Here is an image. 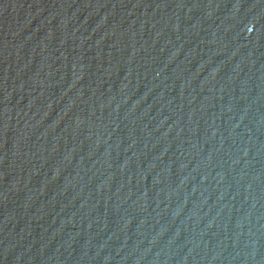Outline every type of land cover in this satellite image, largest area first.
<instances>
[{
	"label": "water",
	"instance_id": "water-1",
	"mask_svg": "<svg viewBox=\"0 0 264 264\" xmlns=\"http://www.w3.org/2000/svg\"><path fill=\"white\" fill-rule=\"evenodd\" d=\"M0 264H264V0H0Z\"/></svg>",
	"mask_w": 264,
	"mask_h": 264
}]
</instances>
